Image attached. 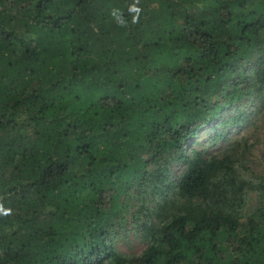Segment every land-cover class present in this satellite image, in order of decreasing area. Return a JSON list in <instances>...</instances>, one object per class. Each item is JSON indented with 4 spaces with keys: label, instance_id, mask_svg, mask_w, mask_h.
<instances>
[{
    "label": "trees",
    "instance_id": "1",
    "mask_svg": "<svg viewBox=\"0 0 264 264\" xmlns=\"http://www.w3.org/2000/svg\"><path fill=\"white\" fill-rule=\"evenodd\" d=\"M260 121L264 0H0V264H264Z\"/></svg>",
    "mask_w": 264,
    "mask_h": 264
},
{
    "label": "rangeland",
    "instance_id": "2",
    "mask_svg": "<svg viewBox=\"0 0 264 264\" xmlns=\"http://www.w3.org/2000/svg\"><path fill=\"white\" fill-rule=\"evenodd\" d=\"M262 125L257 130H252L250 133L257 134L259 138L255 146L250 148V152L247 154V159L244 161L245 167H242L241 173L248 179L254 180L257 176L264 173V123L260 121ZM252 141V140H251ZM226 147V146H225ZM252 173H255L254 175ZM247 199V206L245 212L251 211L255 205L260 203L258 193L254 190H249ZM117 247L120 251L130 254L140 253L144 248L145 244L140 238H135L134 236H129L121 239L117 244Z\"/></svg>",
    "mask_w": 264,
    "mask_h": 264
}]
</instances>
